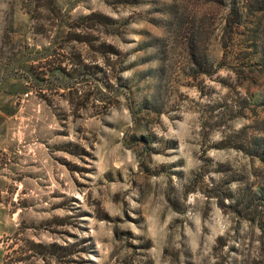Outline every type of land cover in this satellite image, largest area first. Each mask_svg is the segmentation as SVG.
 <instances>
[{
	"label": "rangeland",
	"instance_id": "374dc122",
	"mask_svg": "<svg viewBox=\"0 0 264 264\" xmlns=\"http://www.w3.org/2000/svg\"><path fill=\"white\" fill-rule=\"evenodd\" d=\"M225 1L0 0V264H264V12Z\"/></svg>",
	"mask_w": 264,
	"mask_h": 264
},
{
	"label": "trees",
	"instance_id": "16d2710c",
	"mask_svg": "<svg viewBox=\"0 0 264 264\" xmlns=\"http://www.w3.org/2000/svg\"><path fill=\"white\" fill-rule=\"evenodd\" d=\"M214 4H221L224 5L226 3L225 0H209ZM243 4L246 3L249 6H255L257 10L259 11H263L264 12V0H246L245 2H242ZM242 5L240 4V0H230V7H229V12L231 14L232 18V23H231V29L234 26H237V24L240 21L241 18V13H242ZM114 18L109 17L103 13L94 11L91 12L90 14H87L85 16H83L82 18L78 19L76 22L72 23L70 26V30L69 32H66L67 34V38L68 40L72 41H77L78 43L81 44H86L89 46V48L91 50H94L95 53H99L102 55H107V54H113L114 56L118 55V50L115 49V47H113L112 44L107 43V42H101V43H97V40L95 38V36H93V29L95 28V24H105L107 25L108 23H114ZM229 25V24H228ZM101 46L105 47L106 49H102ZM77 60L78 62H76L77 65H81V67L83 68H87L88 65L86 66L77 56ZM113 68L114 65H113ZM87 96V100L89 98V95ZM33 250L29 255H36L37 258H45L46 256L53 258L52 260H54V263L56 264H62L63 260H62V255L64 254H60L62 250L65 249V247H61V246H56L55 243L53 244H49V245H45L43 243H37V242H33L30 241ZM52 247H57L58 250L60 251L58 254L54 253V250L52 251ZM28 255V256H29ZM27 259V258H25ZM13 261V262H12ZM12 261H4L2 264H13L14 262H16L15 264H21L20 262L24 261V258H19L17 257L15 260ZM26 261V260H25ZM33 260H30V264L33 263Z\"/></svg>",
	"mask_w": 264,
	"mask_h": 264
}]
</instances>
